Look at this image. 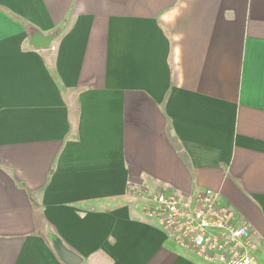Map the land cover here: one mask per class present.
<instances>
[{
    "label": "crops",
    "instance_id": "crops-1",
    "mask_svg": "<svg viewBox=\"0 0 264 264\" xmlns=\"http://www.w3.org/2000/svg\"><path fill=\"white\" fill-rule=\"evenodd\" d=\"M206 190L264 264V0H0V264H218L145 213Z\"/></svg>",
    "mask_w": 264,
    "mask_h": 264
},
{
    "label": "built area",
    "instance_id": "built-area-1",
    "mask_svg": "<svg viewBox=\"0 0 264 264\" xmlns=\"http://www.w3.org/2000/svg\"><path fill=\"white\" fill-rule=\"evenodd\" d=\"M145 213L159 222L174 246L207 262L260 264L257 251L262 238L212 190L200 193L193 204H184L175 194H156Z\"/></svg>",
    "mask_w": 264,
    "mask_h": 264
},
{
    "label": "water",
    "instance_id": "water-1",
    "mask_svg": "<svg viewBox=\"0 0 264 264\" xmlns=\"http://www.w3.org/2000/svg\"><path fill=\"white\" fill-rule=\"evenodd\" d=\"M54 40V36H41L36 34L31 41V44L38 49L49 48ZM58 252L66 264H81V259L73 252L67 250L60 242H58Z\"/></svg>",
    "mask_w": 264,
    "mask_h": 264
}]
</instances>
